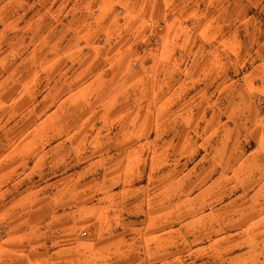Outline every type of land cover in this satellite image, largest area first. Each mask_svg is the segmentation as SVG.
Listing matches in <instances>:
<instances>
[{
  "label": "rangeland",
  "instance_id": "374dc122",
  "mask_svg": "<svg viewBox=\"0 0 264 264\" xmlns=\"http://www.w3.org/2000/svg\"><path fill=\"white\" fill-rule=\"evenodd\" d=\"M12 235L26 264H264V0H0Z\"/></svg>",
  "mask_w": 264,
  "mask_h": 264
},
{
  "label": "crops",
  "instance_id": "0c3cea01",
  "mask_svg": "<svg viewBox=\"0 0 264 264\" xmlns=\"http://www.w3.org/2000/svg\"><path fill=\"white\" fill-rule=\"evenodd\" d=\"M4 243H6V245ZM20 246V243L16 241L13 235L5 242L0 243V263L26 264L28 260L23 257L25 253H22L23 251L20 249ZM21 247L23 248V246ZM21 257L23 260H18V258Z\"/></svg>",
  "mask_w": 264,
  "mask_h": 264
}]
</instances>
